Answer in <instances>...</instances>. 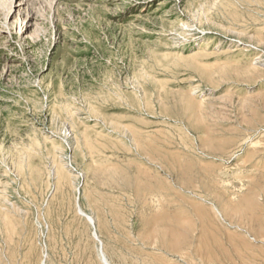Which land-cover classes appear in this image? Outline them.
<instances>
[{
	"label": "rangeland",
	"instance_id": "rangeland-1",
	"mask_svg": "<svg viewBox=\"0 0 264 264\" xmlns=\"http://www.w3.org/2000/svg\"><path fill=\"white\" fill-rule=\"evenodd\" d=\"M43 2L0 15V264H100L77 205L111 264H264V0Z\"/></svg>",
	"mask_w": 264,
	"mask_h": 264
},
{
	"label": "bare ground",
	"instance_id": "bare-ground-1",
	"mask_svg": "<svg viewBox=\"0 0 264 264\" xmlns=\"http://www.w3.org/2000/svg\"><path fill=\"white\" fill-rule=\"evenodd\" d=\"M53 1H55V0H49V2H50L49 4H51ZM27 2H29V0L28 1L27 0H0V15H3L5 17V21H6L5 24L6 25L8 24L7 23L8 18L13 17L14 15L23 16L22 20L21 19L19 20L20 24H23V25H24V21H26L28 19L30 21L32 20V22H35V21L37 22V18H35V15L41 13L42 9L40 6H42V4L44 3L43 0L38 1L39 3L40 2L41 3H40V5H37L36 10H30V8H29L30 4H28ZM41 16H42V14H41ZM16 21L17 20L13 21V24H15ZM36 22H35V24H36ZM18 25H19V23H18ZM18 30H20V27H18ZM0 31L3 32L2 26H0ZM78 176L80 178L82 176V174L78 173ZM76 208L78 209V213L86 219L88 225L91 228V237L94 240V242L96 243L97 257H98L100 264H111V261L109 260L108 256L104 252V244L101 240L100 234L97 232V226H96L95 218L90 216V215L85 214L84 212H82L78 205L76 206ZM152 235H153V237H155V235H156V237L160 236L161 239H163L164 241H166V243L169 244L170 249L174 253L179 248H182V245H184V243H185V237H184L185 235L184 234L183 235H181V234L176 235V234L172 233L171 231L164 229V228H162V229H160V228L156 229L155 228L154 232H152ZM40 264H45V261L41 260Z\"/></svg>",
	"mask_w": 264,
	"mask_h": 264
}]
</instances>
